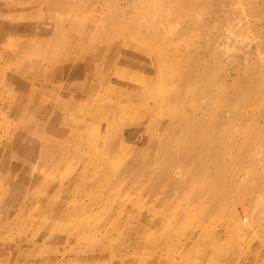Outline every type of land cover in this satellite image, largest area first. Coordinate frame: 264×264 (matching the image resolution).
Masks as SVG:
<instances>
[{"label": "rangeland", "instance_id": "1", "mask_svg": "<svg viewBox=\"0 0 264 264\" xmlns=\"http://www.w3.org/2000/svg\"><path fill=\"white\" fill-rule=\"evenodd\" d=\"M0 264H264V0H0Z\"/></svg>", "mask_w": 264, "mask_h": 264}, {"label": "bare ground", "instance_id": "2", "mask_svg": "<svg viewBox=\"0 0 264 264\" xmlns=\"http://www.w3.org/2000/svg\"><path fill=\"white\" fill-rule=\"evenodd\" d=\"M63 78H66L64 75H62ZM96 79V78H95ZM83 80H84V83H85V86L81 89V91L84 93V94H90V93H94L95 97L97 96L98 92H101L102 90L106 89L107 86L105 85V83L101 84L102 81H103V78L102 77H99L98 80H99V83L97 86H94L91 90H89L87 88V84L90 82L91 80V77L89 76H86V75H83ZM144 89V87H143ZM132 101L134 102L137 98H139V96H136V94H134V92H132ZM94 97V98H95ZM128 99H130V95L128 96ZM114 109V107H111V105L107 104V100H106V96H102L101 98V103H100V106L98 107V110L97 111V115H94L92 116V121L91 122H96V118L99 116V118L101 117H106V118H109L111 120V123L110 125L112 126V129L108 132V137L111 136L112 134L115 133V131L119 130L120 128L117 127L115 128L117 125L116 123L114 122V115H109V113ZM107 114V115H105ZM60 123V120L58 121V124ZM20 129L18 130L19 133L18 135H25L29 129L27 128V126H24L23 125V121H21L20 123ZM97 128V127H96ZM84 131H85V127L82 128ZM103 129H102V126L99 128V132L95 135V134H92L89 136L90 139L91 136L92 137H95L97 136L98 134L101 135L103 133ZM112 133V134H111ZM44 145L46 146H49L50 149L52 150H56L59 146L57 145H54V144H47V143H44ZM66 159V154H63L61 159H60V162L59 164H61L64 160ZM81 157L80 156H74L72 158V161L74 164H79L81 162ZM76 170L74 171V174H73V179L74 180H79L83 177H88V181L86 182H82L84 185L78 187L75 192H77V195H82L84 193H86L87 191H89V189L91 188V186L93 185L94 181H95V174H96V169H97V165L92 162V163H88L87 166H86V170L83 169V168H80L78 166H76ZM10 178L5 176V178L3 179L4 181H8ZM69 189H66L64 190L63 194L65 193H69ZM77 197H82V196H76L75 198ZM56 199V195H53L50 200H49V204H48V208L51 209L53 208V202L55 201ZM63 214V210L60 211L58 213V217L56 218H52V219H48L46 216L40 218V219H35L33 218V222H28L27 224L25 223H22L20 225L19 228L21 229H32V228H36V229H41L42 227H45V228H49V227H62V229L64 228L65 225H61V224H58V220H62V218L60 217L61 215ZM87 214V213H85Z\"/></svg>", "mask_w": 264, "mask_h": 264}]
</instances>
